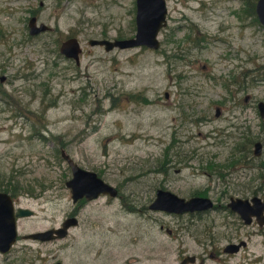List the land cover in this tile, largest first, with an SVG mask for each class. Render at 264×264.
I'll list each match as a JSON object with an SVG mask.
<instances>
[{
    "label": "rangeland",
    "instance_id": "rangeland-1",
    "mask_svg": "<svg viewBox=\"0 0 264 264\" xmlns=\"http://www.w3.org/2000/svg\"><path fill=\"white\" fill-rule=\"evenodd\" d=\"M256 1L166 0L158 48L106 50L89 39L133 35L136 0H0V188L17 186L19 204L34 210L19 219L43 229L78 209L66 185L72 172L65 149L119 189L78 213L95 219L98 236L112 229V262L135 257L141 226L155 257L149 262L175 263L177 240L153 219L169 227L186 219L197 255L200 240L213 237L215 247L246 241L234 253L214 247L218 256L207 248V263L264 264V224L245 223L227 205L230 196H264L257 167L264 162L257 107L264 99V25L252 11ZM33 14L51 29L31 35ZM69 35L82 46L79 64L59 49ZM245 131L262 141V153L233 166L234 141ZM159 187L184 197L203 192L215 206L152 209ZM81 232L71 227L73 247ZM150 241L160 245L153 252Z\"/></svg>",
    "mask_w": 264,
    "mask_h": 264
},
{
    "label": "water",
    "instance_id": "water-1",
    "mask_svg": "<svg viewBox=\"0 0 264 264\" xmlns=\"http://www.w3.org/2000/svg\"><path fill=\"white\" fill-rule=\"evenodd\" d=\"M255 11L259 21L264 24V0H257L255 3ZM167 3L166 0H136V31L134 35L120 38H90L91 45H103L106 50L114 47L126 48L136 46H147L150 48H158L160 39L158 37L160 29L166 24ZM29 33L32 35L44 32L51 27L41 21L38 22L36 15H31L28 20ZM60 51L67 57L75 59L76 63H80V53L82 46L77 36H69L62 40ZM4 76H2V79ZM249 95H246L247 99ZM257 107L261 117L264 118V99H260ZM218 114V112H217ZM263 150V143L260 140L254 142V154L260 155ZM62 157L67 161L71 168L72 176L66 180V185L70 188L73 201L85 197L93 199L101 193L116 196L118 188L112 183L106 181L94 170L85 168L77 163L74 158L62 149ZM214 205L213 199L208 195H192L189 197L180 196L177 193L159 187L156 190V196L150 202L149 207L152 209H162L168 212H186L196 210H206ZM227 205L236 211L245 223H250L255 218L260 225L264 224V196L253 195L251 197L230 196ZM11 196L4 191H0V232L4 236H0V247L10 246L15 238V211ZM34 210L30 207H19L18 214L25 216L33 214ZM77 222V217L73 216L64 221L60 227H54L46 230H40L33 233L34 236L46 238L53 232H59L64 235L67 227ZM7 236H6V234ZM242 240L236 244H229L227 248L238 249ZM231 250V249H230ZM233 251V250H231ZM188 258L182 263L186 264ZM193 260V257H191Z\"/></svg>",
    "mask_w": 264,
    "mask_h": 264
},
{
    "label": "flooded vegetation",
    "instance_id": "flooded-vegetation-1",
    "mask_svg": "<svg viewBox=\"0 0 264 264\" xmlns=\"http://www.w3.org/2000/svg\"><path fill=\"white\" fill-rule=\"evenodd\" d=\"M35 15V14H33ZM37 16V15H36ZM38 18V16H37ZM167 13V20H168ZM38 22H41L38 20ZM168 21L166 22V25ZM165 25V26H166ZM50 30V29H48ZM46 30V31H48ZM45 32V31H44ZM41 33V32H40ZM39 34V33H38ZM37 35V34H35ZM168 96V93H166ZM246 97V96H245ZM220 108H216V114H219ZM0 191H6L12 198L14 204L15 211V238L10 246L0 247V264H153L158 262H149L150 258H155L153 255H149L148 245L149 241L147 238V233L141 226H138L137 231L134 236V243L138 245L136 247V252H133L131 255L135 256L125 257L121 259L119 262H112V229L108 228L107 232H104L101 236H98V233L94 231V228L97 226L95 219H79L78 213L79 211L85 207V205L92 199H87L85 197L80 198L77 201L78 209L76 211L71 212L67 215L59 225L50 226L43 229H32L29 226L30 220H22L19 219L21 215L18 214V209L21 206L19 204L20 194L18 193V187L14 186L13 189L7 185L0 188ZM119 191V189H118ZM215 206V205H214ZM174 213V212H173ZM182 213V212H181ZM77 217V222L71 224L67 227V231L64 235H61L59 232H53L49 234L48 237L42 238L38 236H34L33 233L46 230L54 227H60L63 225L64 221L69 219L70 217ZM154 222L158 224L160 229H164L167 234L170 236L169 240L176 239L177 240V254L175 257V263L180 264L183 262L185 258H188V262L186 264H209L206 262V253L207 248H209V256L212 257L214 255V251H212L215 247V240L213 241V237L200 240V245L203 247V253L196 254L191 252V247L187 239L189 238V234L193 235V233L187 232L184 228L187 226L185 224L186 219H174V227H169L163 223V220L153 219ZM148 221V219H147ZM185 221V222H183ZM253 223H257L260 225L255 219L252 220ZM148 223V222H146ZM80 225L82 228V232L77 241V247H73L74 242H72L69 238L70 229L73 226ZM263 226V225H260ZM110 231V232H109ZM4 233L0 232V236H4ZM6 234V233H5ZM107 235V236H106ZM7 236V234H6ZM154 239V238H153ZM157 240V239H156ZM238 242L232 240L223 244L220 247H215L217 252L234 253L241 249L242 246L246 245V241L244 244L238 249L227 248L229 244H236ZM151 252L154 251V247L159 245L156 241H150ZM71 246V247H69ZM233 251H231V250ZM218 256V255H214ZM193 257V260H191ZM220 261V260H218ZM219 263V262H218ZM217 263V264H218Z\"/></svg>",
    "mask_w": 264,
    "mask_h": 264
},
{
    "label": "trees",
    "instance_id": "trees-1",
    "mask_svg": "<svg viewBox=\"0 0 264 264\" xmlns=\"http://www.w3.org/2000/svg\"><path fill=\"white\" fill-rule=\"evenodd\" d=\"M252 11L255 13V9L253 7ZM256 14V13H255ZM257 16V15H256ZM237 82V80H235ZM234 149L231 152V165H247L251 155L252 149H251V144L254 142V138L249 135L248 133H245L236 139L234 141ZM262 163V162H261ZM260 169H262L261 176L264 177V162L262 164H259L257 166ZM264 183V182H263ZM263 188L262 182L261 186L255 188L253 191L254 193H258V191ZM201 195H205V193L200 192Z\"/></svg>",
    "mask_w": 264,
    "mask_h": 264
}]
</instances>
